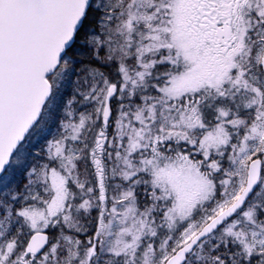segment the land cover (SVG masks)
Returning a JSON list of instances; mask_svg holds the SVG:
<instances>
[{
	"label": "snow or ice",
	"instance_id": "6c2138e0",
	"mask_svg": "<svg viewBox=\"0 0 264 264\" xmlns=\"http://www.w3.org/2000/svg\"><path fill=\"white\" fill-rule=\"evenodd\" d=\"M0 264H264V0H0Z\"/></svg>",
	"mask_w": 264,
	"mask_h": 264
}]
</instances>
